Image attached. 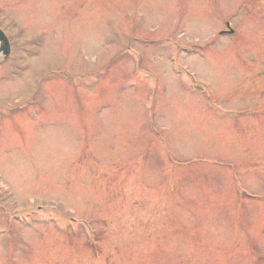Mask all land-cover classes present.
I'll list each match as a JSON object with an SVG mask.
<instances>
[{
	"label": "rangeland",
	"instance_id": "rangeland-1",
	"mask_svg": "<svg viewBox=\"0 0 264 264\" xmlns=\"http://www.w3.org/2000/svg\"><path fill=\"white\" fill-rule=\"evenodd\" d=\"M0 30V264L264 249V0H0Z\"/></svg>",
	"mask_w": 264,
	"mask_h": 264
},
{
	"label": "water",
	"instance_id": "water-1",
	"mask_svg": "<svg viewBox=\"0 0 264 264\" xmlns=\"http://www.w3.org/2000/svg\"><path fill=\"white\" fill-rule=\"evenodd\" d=\"M231 33V31L229 32ZM10 53V45L8 39L5 37L4 33L0 30V56L2 60H6Z\"/></svg>",
	"mask_w": 264,
	"mask_h": 264
},
{
	"label": "flooded vegetation",
	"instance_id": "flooded-vegetation-1",
	"mask_svg": "<svg viewBox=\"0 0 264 264\" xmlns=\"http://www.w3.org/2000/svg\"><path fill=\"white\" fill-rule=\"evenodd\" d=\"M260 250L259 248L251 250L249 264H264V249Z\"/></svg>",
	"mask_w": 264,
	"mask_h": 264
}]
</instances>
